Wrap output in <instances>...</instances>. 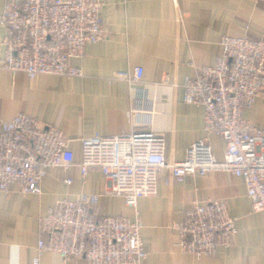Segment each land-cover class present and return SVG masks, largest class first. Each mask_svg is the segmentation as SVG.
I'll list each match as a JSON object with an SVG mask.
<instances>
[{
    "label": "crops",
    "instance_id": "0c3cea01",
    "mask_svg": "<svg viewBox=\"0 0 264 264\" xmlns=\"http://www.w3.org/2000/svg\"><path fill=\"white\" fill-rule=\"evenodd\" d=\"M106 36L88 44L71 64L83 76L44 74L30 79L0 67V124L18 114L34 116L47 126L62 129L75 153L69 168L48 167L40 194L24 193L15 184L0 195V264H35L40 218L57 202L75 200L81 193L100 195V217L139 215L147 258L142 264H264V214L254 212L242 177L230 172L192 174L178 181L169 168L159 174L158 193L142 197L135 207L122 196L108 193L112 181L99 168L83 177L79 164L81 140L100 134L113 136L153 128L168 139V158L182 161L191 144L208 141L219 159L226 141L204 126L202 106L184 102V81L201 67L213 65L222 52L224 35L247 34L264 40V0H100ZM5 0H0V14ZM6 28L0 26L1 44ZM143 66L142 85L155 113L143 124L132 107L136 89L110 79L114 71ZM244 116L264 131V91ZM72 179L71 184L65 182ZM224 200L236 218V234L229 247L215 256L183 252L178 224L194 203ZM38 264H89L85 259L66 262L51 251Z\"/></svg>",
    "mask_w": 264,
    "mask_h": 264
},
{
    "label": "built area",
    "instance_id": "2783aa9c",
    "mask_svg": "<svg viewBox=\"0 0 264 264\" xmlns=\"http://www.w3.org/2000/svg\"><path fill=\"white\" fill-rule=\"evenodd\" d=\"M100 0H5L0 26L6 28L1 44L0 67L30 79L44 74L83 76L71 64L88 44L104 39L106 30ZM222 52L213 65L200 68L196 77L184 81L183 100L202 106L204 126L226 141L224 157L215 156L211 144L194 142L182 161L168 158L164 131L153 128L113 136L96 134L81 140L79 164L83 177L99 168L112 181L108 193L122 196L135 207L138 200L158 193L159 174L169 168L178 181L188 175L212 171L242 177L254 212L264 214V131L244 116L264 91V40L247 34L224 35ZM143 66L114 71L110 79L136 89L132 111L141 123L151 125L154 103L142 85ZM70 140L56 126H47L34 116L18 114L0 124V195L15 184L24 193L40 194L48 167L69 168L75 164ZM67 184L72 179H66ZM100 195L81 193L75 200L56 203L40 218L37 257L46 251L64 261L85 259L89 264H142L147 251L143 222L125 216L100 217ZM236 218L224 200L194 203L178 224L179 246L197 256H215L234 242Z\"/></svg>",
    "mask_w": 264,
    "mask_h": 264
}]
</instances>
